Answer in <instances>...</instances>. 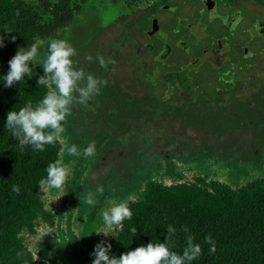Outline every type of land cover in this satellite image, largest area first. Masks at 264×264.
<instances>
[{"label":"trees","instance_id":"trees-1","mask_svg":"<svg viewBox=\"0 0 264 264\" xmlns=\"http://www.w3.org/2000/svg\"><path fill=\"white\" fill-rule=\"evenodd\" d=\"M85 1L0 0V36L4 38V45L0 46V264H51L34 258L22 233L34 232L39 216L46 214L39 181L46 177L47 165L58 160L61 149L59 140L46 145L43 151H34L31 146L21 151L18 141L6 128L9 111L19 110L29 101L35 106L45 96L48 89L37 83L44 73L33 62L32 76H26L12 87H5L2 77L7 74L9 60L19 48L30 47L37 39L54 34L63 23L73 19ZM5 25L13 31H5ZM105 27V30L109 29L110 23ZM99 28L103 29L97 26L96 30ZM12 37H15L14 41ZM141 45L139 49L132 47L129 64L123 69L124 76H119L126 88L118 85L115 79L109 93L111 101H124L128 111L139 113L144 118H150L158 110L153 123L161 125L162 119L169 118L179 109L181 120H190V117L197 120L198 114L200 117L210 116L220 107L219 103L230 109V105L236 102L247 105L254 101L255 96L264 97L263 90L251 99L246 95L236 97L232 93L215 94L209 88L204 93L200 92L201 83L264 81V71L257 70L255 62L225 63L220 69L207 68L209 64L204 63L206 67L193 74L194 92L186 97L189 100L181 102L178 90L162 81L165 74L161 69L166 63L154 58L153 51L148 49L149 43L148 46ZM112 46L117 54L114 57L118 58L119 50L115 44ZM180 50L174 43L169 56L173 58L174 53ZM112 70L116 73L114 66ZM252 70L259 72V79L249 78ZM160 84L164 87L160 88L161 93L156 91ZM246 113L241 114L245 116ZM13 184L19 185V194L11 191ZM128 203L133 212L132 219L124 221L117 236L104 239L112 245V256L119 257L152 241L165 242L166 228L171 224L176 228L173 250L182 253L186 236L181 230L184 225L191 230L195 242L201 244L202 254L192 264H264V176L241 185L201 175L186 181L170 182L149 178L145 180L139 196ZM133 228H137L136 233H133ZM208 234L215 241V253H210L211 245L205 243Z\"/></svg>","mask_w":264,"mask_h":264},{"label":"rangeland","instance_id":"rangeland-1","mask_svg":"<svg viewBox=\"0 0 264 264\" xmlns=\"http://www.w3.org/2000/svg\"><path fill=\"white\" fill-rule=\"evenodd\" d=\"M133 8L127 0H86L70 22L63 23L54 34L37 39L38 54L34 63L41 72L50 40L66 38L77 50L73 57L76 67L108 81L101 88V94L90 102V107L73 105L63 124L65 131L59 139L58 159L71 169V173L62 190L41 192L46 214L39 216L34 232L22 233L26 246L37 260L51 264H88L94 259L91 254L95 245L113 236L96 233L101 230L113 232L106 229L102 212L113 204L137 198L149 178L170 182L201 175L241 185L264 176L262 96H255L247 105L236 102L230 109L219 103L220 107L210 116L202 118L198 114V119L190 117L191 121L181 120L179 109L169 118L162 119L161 125L153 123L158 110L150 118H144L128 111L124 101H111L109 88L115 85V79L118 85H124L118 76V72L124 71L119 67L129 64L132 47L139 49L144 36H140V32L133 35L137 27L131 24L116 23L106 30L105 25L119 13ZM97 26L104 30H96ZM127 33L141 41L125 38ZM241 37H244L243 33L239 42ZM148 43L153 48V43ZM114 44L119 50L118 58L114 57ZM245 44L254 51V56L263 54L264 43L260 39ZM194 51L191 48L187 56L188 63L196 65ZM152 54L162 58L166 51L163 47ZM97 55L114 63H108L102 70ZM88 56L92 57L91 61ZM169 59L168 65L187 64L180 57L169 56ZM259 63L264 64V57H259ZM111 66L116 68L117 74ZM160 88L161 85L156 90L159 93ZM243 112H249L251 116H244ZM93 142L96 144L95 155L85 158L83 149ZM73 144L80 150V155H69L66 151L64 146ZM88 192L94 194L95 205H85L80 200Z\"/></svg>","mask_w":264,"mask_h":264},{"label":"clouds","instance_id":"clouds-1","mask_svg":"<svg viewBox=\"0 0 264 264\" xmlns=\"http://www.w3.org/2000/svg\"><path fill=\"white\" fill-rule=\"evenodd\" d=\"M17 15L19 12L17 11ZM4 30L13 31L7 25ZM15 40V37H12ZM4 45V38L0 36V46ZM38 54V46L33 43L30 47L19 48L17 53L9 60V70L2 77L5 87H12L24 78L31 77L33 73L32 64ZM77 54L76 48L66 38L51 39L47 53L42 62L44 74L39 77L37 83L45 86L48 91L42 100L33 105L31 101L19 110H11L7 114L6 128L11 132L13 138L18 141L21 151L31 146L34 151H43L46 145H53L59 141L65 131L63 126L66 118L70 115L73 105L90 107V102L101 94V88L108 84L107 80L97 78L91 73H86L83 68H77L73 57ZM89 61L92 60L88 56ZM97 60L102 67L114 61L106 60L105 57L97 55ZM69 155L81 154L78 147L73 144L64 146ZM96 152V144L90 143L83 149L85 158L92 157ZM71 173V169L61 160L49 163L46 167V177L39 181L40 192L46 193L50 189L62 190ZM11 191L19 194V185L13 184ZM132 199V198H130ZM85 205H95L96 200L92 192L80 199ZM134 202V200H133ZM133 212L128 201L113 204L102 212V219L106 229L97 231L106 237L116 230L122 231L125 220L132 219ZM186 233L185 246L182 253L174 249L176 228L169 224L166 228L165 242H149L131 251L124 252L119 257L110 255L111 243L100 241L95 245L92 256V264H192L202 254L201 244L195 242L194 236L187 225L181 229ZM136 233L137 228L132 229ZM205 243L211 245L209 252L215 253L216 245L211 234L205 237Z\"/></svg>","mask_w":264,"mask_h":264},{"label":"flooded vegetation","instance_id":"flooded-vegetation-1","mask_svg":"<svg viewBox=\"0 0 264 264\" xmlns=\"http://www.w3.org/2000/svg\"><path fill=\"white\" fill-rule=\"evenodd\" d=\"M127 3L134 8L119 13L110 22V26L117 23L137 27L135 31L132 30L133 35L140 32V36H144V39L141 38L142 44L153 43V48L150 45L148 48L153 52L168 43L164 57L153 56L160 62L166 63L161 69L165 74L162 81L165 85L169 84L170 87L174 86L178 90L181 102L189 100L186 97L194 92L193 74L204 69L206 67L203 66L204 63L209 64L207 68L220 69L225 63L255 62L258 65L257 70L264 71V64L259 63V57H264V44L263 54L260 52V56H254V51L245 44L251 40L255 42V38L264 43V0H127ZM242 33L244 37H241L239 42ZM131 34L127 33L125 38L141 41ZM174 43L181 50L176 51L173 58L180 57L184 63H187L186 65H168ZM222 45L226 48L225 54L213 58L209 56L211 51ZM191 48L195 50L196 65L188 63L187 55ZM119 68L124 69V67ZM254 70L249 73V78L259 79L257 75L259 72ZM123 73L118 72V76H122ZM199 85L201 86L199 91L203 93L209 88L215 94L232 93L236 97L246 95L248 99L262 90L264 95V81L228 80L223 84ZM136 115L141 116L139 113ZM246 115L251 116L249 112Z\"/></svg>","mask_w":264,"mask_h":264},{"label":"water","instance_id":"water-1","mask_svg":"<svg viewBox=\"0 0 264 264\" xmlns=\"http://www.w3.org/2000/svg\"><path fill=\"white\" fill-rule=\"evenodd\" d=\"M164 47V49H165V51L167 52V50H168V43H165L163 46H162V48ZM225 52H226V48H224L223 47V45L222 46H220L218 49H216V50H213V51H211L210 53H209V56L210 57H215V56H219V55H223V54H225ZM182 80H186L185 78H182Z\"/></svg>","mask_w":264,"mask_h":264}]
</instances>
